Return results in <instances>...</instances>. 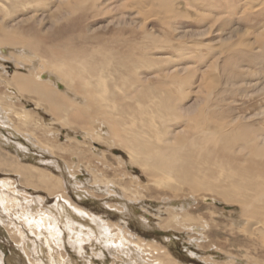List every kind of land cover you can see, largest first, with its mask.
Listing matches in <instances>:
<instances>
[{
    "label": "rangeland",
    "instance_id": "374dc122",
    "mask_svg": "<svg viewBox=\"0 0 264 264\" xmlns=\"http://www.w3.org/2000/svg\"><path fill=\"white\" fill-rule=\"evenodd\" d=\"M39 1L23 7L24 1L9 17L0 13V28L16 33L20 42L39 36L45 40L37 49L0 45V139L6 142L0 144V154L60 179L62 187L51 194L53 187L45 189L36 181L0 171V181L10 179L21 199L9 216L0 206V264H112L116 259L94 236L79 250L70 242L73 234L62 225H57V236L51 228L36 232L24 219L26 209L35 214L65 204L72 211L67 203L105 222L109 235L120 230L136 246L135 264H224L229 259V264H264L263 203L250 209L256 217L240 216L239 204L216 194L192 193L165 167L156 178L161 184L175 182L172 187L179 191L163 190L143 164L129 162L126 155L139 143L131 135L132 120H141L144 108L153 112L167 99L176 105L172 111L143 116L150 126L155 122L157 130L147 123L146 130L145 121L135 130L145 129L147 138L160 132L162 145L175 150L181 139L202 138L199 132L204 128L217 127L212 130L216 144L219 138H240V143L224 146H235L224 161L234 162L247 179H264V0ZM66 1L80 9L63 11ZM56 12H65L66 18L50 26ZM81 50H100L98 58H110L104 75L109 100L94 103L90 93L100 88H87L82 76L65 75L67 65L53 56ZM98 58L93 61L100 62ZM17 74L50 86L63 110L54 117L46 105H37L35 96L17 95L8 85ZM48 75L63 82L54 86ZM147 86L151 90L143 89ZM26 112L31 121L22 126L18 113ZM241 139L246 148L256 146L246 156L240 152ZM146 157L139 154L137 160L151 166L152 158ZM261 184L264 188V180ZM184 202L189 203L187 208L178 209ZM180 215H189L196 223L184 224ZM244 227L247 234L239 230ZM145 243L150 244L149 251L143 249ZM125 259L113 264H128Z\"/></svg>",
    "mask_w": 264,
    "mask_h": 264
},
{
    "label": "bare ground",
    "instance_id": "6f19581e",
    "mask_svg": "<svg viewBox=\"0 0 264 264\" xmlns=\"http://www.w3.org/2000/svg\"><path fill=\"white\" fill-rule=\"evenodd\" d=\"M24 1H27V3ZM30 1H33V0H13L12 2H10V0H0V13L9 17L13 12L15 13L17 11V9L19 10V8L22 6L21 4L23 2L25 3V4H23V7H24V5L31 4ZM77 1H79V0H76V3H78ZM39 2H41V0ZM68 3H69V1H66L64 3L65 5L62 4V5H64V7L62 8L63 11L70 9L72 12H74V11H77L78 9H80V8H78V9L74 8L76 3H74L73 6H71V4L69 6ZM64 15H65V12H63V14H60V15L56 12V14L54 16L55 17L54 20H57V21L51 20L49 22L50 23L49 25L52 26L54 23H56L60 20H64L66 18ZM37 38L39 40H37L35 38V39H33V41L30 40L28 42H20L16 37V33L9 32L4 27L0 28V45H7V44H9V45H21V44H24L25 46H30L34 49H37L38 45L41 42L45 41L42 36H39ZM262 47L264 48V45ZM38 50H40V49L38 48ZM63 52L54 53L53 56H56L57 61L61 62L62 65H65V64L67 65L66 68H67L68 72H66L65 75H68L70 77L71 76L73 77L75 75L73 78H78V79L82 76L84 78V80L82 78L83 84L87 88L88 87L94 88L96 86L99 87L100 89L97 93L96 92L90 93L92 96V101L94 103H98V102L101 103L103 101L109 100L110 92L108 90L109 87L106 86V84H105L106 76H104V75H106V72H107L106 70L109 67V64H110L109 59L110 58H108L107 55H103V57L107 56L108 59L107 58H100V57L98 58L97 56L101 55V52H102L100 50H93L91 52H85L84 50L75 51V52H73V51H65L64 53ZM86 53H89V54H86ZM87 56H89V57H87ZM127 57L130 58L131 56L128 55ZM95 58H98V60H100V62L96 63L95 61H93V60H95ZM134 64H136V63H134ZM134 64L132 65V67H129L130 70H132ZM122 67L124 68L126 66H122ZM126 68H128V67H126ZM63 70H65V69H63ZM11 77L12 78L8 82V85L13 87V89L17 95L20 96V95L27 94V95L35 96L37 99L36 100L37 105L38 106L46 105L47 109L49 111H51V113L54 115V117H55V114L57 113V111L63 110V108L60 109L58 107L59 103H61V102L56 101V100H58L59 95L55 91H53L50 88V86L48 87V86L44 85V83H42V82L35 81L34 79L36 77L35 78L32 76L23 77V76H19L18 74L15 75L14 77L13 76H11ZM46 77L47 76H41V79H45ZM67 78H69V77H67ZM49 79L50 80H48V81L50 83L52 82V84L54 86H59V84L63 82L62 79L53 78L51 76H49ZM93 79L95 80L94 81L95 83L91 82V80H93ZM173 82H175V81H173ZM67 83H70V81H68ZM177 86L178 85L176 84V86H174V87H177ZM143 89L144 90H146V89L151 90V88L148 86H147V88H143ZM93 94H96V96L93 97ZM146 100H148V98ZM2 101H3V98L0 96V103ZM149 101H151V100H149ZM162 101H161L160 105H158L154 108L153 112H152V110H151V112H150V110L146 111V110H144L145 108L142 107V108H144L143 111H145V112L142 115L141 120L139 119L140 118L139 117V118H137L136 121L132 120V122L130 123L129 127L132 129L131 135L133 138H137L139 140V143H138V148L128 149L127 154H126L128 157V161L133 163V164H135V163L141 164V165L143 164L142 167L145 168L146 173H149L151 177L155 178L153 181L158 188H161L163 190H170L171 192L172 191L177 192L179 190L176 189L175 187H172V185H174L176 182L180 186L182 185L181 187H184V186L188 187L192 193L206 192V193L216 194L217 196L221 197L227 203L229 202V203H233V204L234 203L239 204L241 206L240 214H239L240 216L256 217V213H252V211H250V209L255 208L258 204L259 205L261 203L264 204V188L261 184V182H263L264 179L261 180L260 177L258 179H252V180L247 179L244 176H241L243 171H242V169L235 167L234 162H227L229 160L224 161L225 158L229 159L228 156H230V154L231 155L233 154L232 149L235 146H233V147L230 146L228 148L229 144L234 145L233 143H236V144H237V142L240 143V141H239L240 138H224L225 140H222L221 138H219V141L216 144L218 138L216 139L215 137L217 134L215 133V131H212V130H216L217 127L214 126L216 128L211 129L209 127L210 126L209 125L207 128H204L202 132H199V135H201L202 138H193L190 141H189V139L188 140L181 139L180 148H178V149L172 150V147L170 145L163 146L162 144L164 143V138H159V137H161L160 132H156L155 136H148V138L146 137L145 133H143L144 131L146 132V130H150V129H146L148 127L145 128L144 125H146V123H147L146 120L148 118L146 117V120H145L143 116H151V118H152L153 113H159L158 116H161L164 113V111L169 113L170 111H172L174 109L173 107L176 106L172 102V100L170 102L167 99H164V100L162 99ZM176 104H177V102H176ZM65 108H66V106H65ZM140 108H141V106H140ZM143 111H140V112L143 113ZM146 112H148V113H146ZM138 114H141V113H138ZM18 115H20L19 121H20V124L22 126L28 125V123L31 121V117H30L29 113H27V112L23 113V114L18 113ZM143 121H145V122H143ZM150 121H151V119H150ZM138 122H141V123L143 122L144 124L142 126H144V128L146 130L141 128V130L136 131L135 128L139 129L137 127ZM152 124H154V126L156 128L153 126H150L151 122L147 123V125L154 132V130H157L158 127H157V124L155 122L154 123L152 122ZM212 125L213 124H211V127H212ZM140 127H141V125H140ZM147 134H148V132H147ZM144 137H146V138H144ZM2 140L0 139V144H4V143L6 144V142H4ZM241 142L243 144L240 145V147H241L240 152H244L245 156L251 149L256 147L255 146L252 148L251 147L246 148L245 140L241 139ZM8 144L9 143H7V145ZM155 145H159V146H155ZM207 145H215V147L214 148H208ZM225 145H228V146L224 147ZM12 148H14V147H12ZM228 152L230 154H227ZM139 154H148L149 157H146L145 159L152 158V162H153V163L151 162L152 165L149 166L147 161L143 163L141 160L140 161L137 160V156ZM225 154H227V155H225ZM241 157L243 158L242 155H241ZM198 160H200V161H198ZM164 167L168 170H171L169 172V174L172 177V179L175 181L172 185H170L168 181L164 182V184H161L159 179L156 178V173L161 172ZM0 171H2L4 173L5 172L6 173H12L14 175L18 174V176L23 180L36 181L38 184L40 183L41 185H43V187L45 189H47V187H49V186L53 187L54 189H52L50 191L51 194H54V192L58 191L62 187V182L60 179H55L53 177H51L52 179H50L49 178L50 175L45 174L42 170H36V169H34V167H30V168L24 167V165L23 166L20 165L17 161L15 162V161H10V160L6 159L4 157V155L1 156V154H0ZM258 180L260 181L259 185H257ZM8 181L7 182L0 181V206H1V210L3 212H5L6 214H8L6 216H9V212L12 210V208L14 206L21 204V201H20L21 199L18 198L16 194H14V193H16V191L13 190L15 188L13 183H11V180L9 182ZM94 181H96V180H94ZM104 182H106V180ZM253 184H255V186H257V187H255ZM162 185H164V186L161 187ZM9 191L11 193L13 192V194H10ZM245 192H250V195L247 196L248 193H245ZM27 204H28V201H26V205H25L26 208L29 206V205L27 206ZM67 204L71 206L72 211H70L67 208L68 206L66 207L65 204H63V205L56 204L55 208L50 207L51 208L50 210H44L43 212H40L41 210L37 211V212L35 211L36 212L35 214L30 213L29 209H26V210H24V213H25L24 219L27 217L26 220L31 222L33 224V226L38 229V231H36V232L42 231V229H44V228L45 229L51 228L50 229L51 233L57 234V236H58V233L56 231L57 225H62L64 227V229L67 228L70 231V233L73 234L72 235V241H70V242H73L75 247H77V248L79 247V250L82 249V243H84L92 235L97 239V241L99 242V245L102 246V248L106 249L108 253L113 255L111 257L112 258L114 257L116 259V260H114L115 263H117L118 259L123 260L124 257H126V258H128V260L125 259V262H127L128 264H135V262H133V257L135 255L134 254L135 251L133 250V248H136V246H134L132 244L133 243L132 241L124 239L122 234L120 233V230L117 231L116 234L109 235L108 231L110 233H112V232L109 230L110 227L107 226V224L105 222L100 221L99 218H97V217L95 218V217L91 216L90 214L87 215L86 211L82 210L81 208L76 207L73 204H69V203H67ZM170 204L175 205V206L177 205V203H170ZM187 205H189V203L184 202V203L178 204L177 207H178V209H181V208L186 209ZM35 208L37 209L38 207L35 206ZM178 209H177V211H178ZM259 209L260 208H258V210ZM17 210H18V208H17ZM30 210H32V208ZM31 212H33V211H31ZM173 216L174 215L172 214V218H173ZM87 217L89 218L88 220H87ZM246 219H248V218H246ZM180 220L182 223L187 224V225H193L196 223V220L193 219V217H191L189 215L181 216ZM170 222H172V221H168L169 224H170ZM253 223H255V222H253ZM256 224H258V223H256ZM260 224H261V222H260ZM6 225H8V224H6ZM258 226H259V224H258ZM239 230L244 234L248 233L246 230V227H244L243 229H239ZM72 231L75 233H73ZM15 236L18 237L17 235H15ZM52 237H53V235H52ZM74 237H75V239H74ZM148 244L145 243L143 246V249H147L149 251L151 248L149 246L150 244L149 245ZM155 248H157V247H155ZM101 252H102V250H101ZM161 252H163V251H161ZM132 254H134V255H132ZM136 254H138L137 251H136ZM88 257L90 259V256H88ZM229 262H230V259L227 262H225V263L223 262V263L229 264Z\"/></svg>",
    "mask_w": 264,
    "mask_h": 264
}]
</instances>
